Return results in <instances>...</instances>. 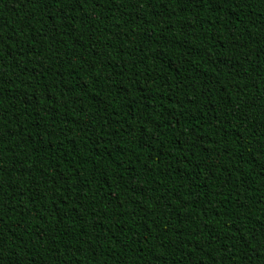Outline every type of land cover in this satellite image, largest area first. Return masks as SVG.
<instances>
[{
	"label": "trees",
	"instance_id": "1",
	"mask_svg": "<svg viewBox=\"0 0 264 264\" xmlns=\"http://www.w3.org/2000/svg\"><path fill=\"white\" fill-rule=\"evenodd\" d=\"M0 264H264V0H0Z\"/></svg>",
	"mask_w": 264,
	"mask_h": 264
}]
</instances>
